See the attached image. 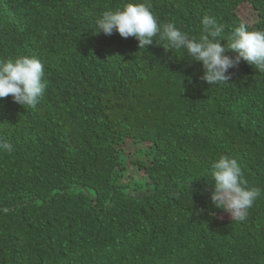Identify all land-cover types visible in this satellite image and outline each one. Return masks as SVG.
<instances>
[{"label": "trees", "instance_id": "obj_1", "mask_svg": "<svg viewBox=\"0 0 264 264\" xmlns=\"http://www.w3.org/2000/svg\"><path fill=\"white\" fill-rule=\"evenodd\" d=\"M144 2L0 0V61L35 56L47 80L35 108L0 99L14 149H0V264H264V73L241 61L210 85L202 63L158 37L139 49L96 35L104 11ZM150 2L197 38L205 15L225 39L242 21L264 31V0ZM129 142L147 145L135 163L146 184L121 180ZM221 155L261 190L242 222L206 190Z\"/></svg>", "mask_w": 264, "mask_h": 264}, {"label": "clouds", "instance_id": "obj_2", "mask_svg": "<svg viewBox=\"0 0 264 264\" xmlns=\"http://www.w3.org/2000/svg\"><path fill=\"white\" fill-rule=\"evenodd\" d=\"M98 30L106 36L118 32L127 39L138 41V48L153 45L156 38L166 42L165 52L184 49L191 60L203 65L200 77L210 85H222L231 79L229 69H238L241 61L264 73V31H249L241 22L225 39L224 25L214 17L205 15L199 38L177 28L174 20L160 23L152 12L150 0L144 3H126L122 9L106 10L96 21ZM227 44L222 46L221 41ZM234 53L235 55H228ZM47 88L45 68L35 56H20L0 61V99L11 96L13 102L26 108H35ZM0 149L11 153L13 145L0 138ZM211 202L215 208L228 214L232 222H242L261 194L257 187H250L237 159L221 155L212 166Z\"/></svg>", "mask_w": 264, "mask_h": 264}, {"label": "rangeland", "instance_id": "obj_3", "mask_svg": "<svg viewBox=\"0 0 264 264\" xmlns=\"http://www.w3.org/2000/svg\"><path fill=\"white\" fill-rule=\"evenodd\" d=\"M244 20L254 22L257 19L256 11L250 6H243L239 11ZM147 145L136 144L129 142L128 145L121 149L122 161L124 163V170L122 171L121 180L132 185H143L149 181L147 174L136 165V161L139 159L146 160V156L142 155L146 150ZM220 216L231 220L227 213H220Z\"/></svg>", "mask_w": 264, "mask_h": 264}]
</instances>
